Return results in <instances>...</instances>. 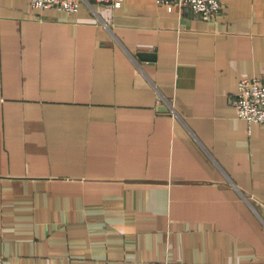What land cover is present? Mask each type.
Here are the masks:
<instances>
[{
    "label": "crops",
    "instance_id": "0c3cea01",
    "mask_svg": "<svg viewBox=\"0 0 264 264\" xmlns=\"http://www.w3.org/2000/svg\"><path fill=\"white\" fill-rule=\"evenodd\" d=\"M0 0V264H264V0Z\"/></svg>",
    "mask_w": 264,
    "mask_h": 264
},
{
    "label": "built area",
    "instance_id": "2783aa9c",
    "mask_svg": "<svg viewBox=\"0 0 264 264\" xmlns=\"http://www.w3.org/2000/svg\"><path fill=\"white\" fill-rule=\"evenodd\" d=\"M119 0H30L33 9H56L65 13H77L84 4L93 11L96 5L115 6ZM160 5L174 6L183 11L189 9L195 16L207 22H214L222 9L221 0H157ZM230 103L235 108L238 118L247 125L264 126V82L260 78H243L238 83V90ZM140 264H169L167 261Z\"/></svg>",
    "mask_w": 264,
    "mask_h": 264
}]
</instances>
